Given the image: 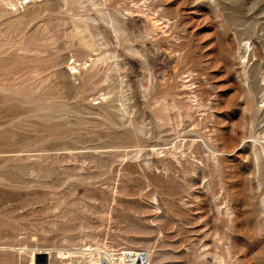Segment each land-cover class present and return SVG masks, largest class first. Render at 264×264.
Returning <instances> with one entry per match:
<instances>
[{"label": "rangeland", "instance_id": "374dc122", "mask_svg": "<svg viewBox=\"0 0 264 264\" xmlns=\"http://www.w3.org/2000/svg\"><path fill=\"white\" fill-rule=\"evenodd\" d=\"M124 252L264 264V0H0V264Z\"/></svg>", "mask_w": 264, "mask_h": 264}, {"label": "bare ground", "instance_id": "6f19581e", "mask_svg": "<svg viewBox=\"0 0 264 264\" xmlns=\"http://www.w3.org/2000/svg\"><path fill=\"white\" fill-rule=\"evenodd\" d=\"M103 254L108 255L107 252H104ZM123 257L125 258V260L128 259L127 261H130L131 264H142V263L144 264L147 260V258L145 257V252H141L138 254L135 252H131V253L124 252ZM106 263L107 264L112 263L110 256L104 260V264ZM90 264H100V263L98 260H91Z\"/></svg>", "mask_w": 264, "mask_h": 264}]
</instances>
